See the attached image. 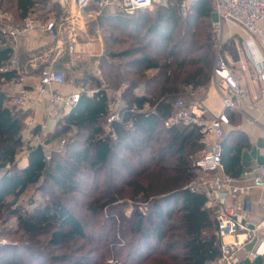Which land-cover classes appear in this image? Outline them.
Returning <instances> with one entry per match:
<instances>
[{
  "label": "trees",
  "instance_id": "obj_1",
  "mask_svg": "<svg viewBox=\"0 0 264 264\" xmlns=\"http://www.w3.org/2000/svg\"><path fill=\"white\" fill-rule=\"evenodd\" d=\"M2 1L4 11L17 24L33 14L45 22L63 13L52 0H4L7 6ZM184 1L167 0L151 13L139 11L133 15L114 7L86 8L102 12L88 24L89 36L100 29L106 42L119 50L106 51L97 62L102 78L92 74L94 60L71 68L72 84L83 88L87 82L86 90L91 94L83 89L74 106L48 133L49 140H59L71 130L87 134L83 145L62 152L66 155L60 156L61 161L54 162L52 157L46 160L43 148L36 146L27 148V165L16 166L19 151L25 147L22 131L29 114L12 109L10 99L0 91V169L5 170L0 175V212L9 209L24 235L48 239L43 247L48 260L38 261L41 251L27 245L29 264H103L102 260L111 255L109 247L117 243L112 238L116 235L135 242L133 255L128 258L131 264H211L218 259L215 220L205 208L204 196L187 188L200 174L193 164L204 150V135L196 126L164 127L174 113L176 97L186 88L205 90L212 83L213 1L197 0L183 17ZM228 54H233L234 63L238 61L235 53ZM13 57L12 46L0 26V69ZM70 61L65 50L56 66L64 69ZM21 75L17 70L0 72V85ZM103 77L108 86L101 83ZM106 88L120 92L124 101L121 122H112L107 130ZM225 112L230 130L224 141L222 172L239 178L251 169L242 164L243 153L250 145L244 135L232 130L239 120L237 113ZM103 174L106 178L102 185L93 181ZM82 177H88L90 183L85 184L88 188L83 194L79 190ZM46 187L51 188L50 196ZM32 190L41 199L29 200L26 208L18 206ZM73 194L84 197L82 202L74 198L76 213L68 207ZM125 200L135 204L129 216L122 210ZM139 202L145 204L144 208ZM100 213L105 217L102 226H113L108 233L93 231L99 223L89 230L93 220L101 218ZM79 242L99 246L101 252L97 258L86 256L82 245L75 248L74 258L55 254ZM121 252L114 248L116 255Z\"/></svg>",
  "mask_w": 264,
  "mask_h": 264
},
{
  "label": "built area",
  "instance_id": "obj_2",
  "mask_svg": "<svg viewBox=\"0 0 264 264\" xmlns=\"http://www.w3.org/2000/svg\"><path fill=\"white\" fill-rule=\"evenodd\" d=\"M67 2V0H65ZM197 0H185L181 4V12L186 16L191 6ZM214 5L213 21V49L212 83L219 93L224 111L211 119L204 118L205 110L197 98V92L191 87L184 92L189 93V103L182 99L174 102V113L164 122V127L196 126L204 135V150L194 162L193 167L202 175L203 179L192 181L187 188L191 192L200 193L206 200L205 208L216 223V234L219 239V257L211 264H239V254L246 246L253 244L252 249L246 251V258L254 261L264 257V218L258 223L252 221V202L247 199L253 191L264 195V164L251 168L242 173L239 178L224 175L221 166L226 130L230 129V121L225 111H238V103L247 97V89L242 80L235 75L228 62L221 54L219 36L224 24L230 23L241 28L246 38L241 46L246 59L251 63L258 85L259 98L264 102V0H212ZM63 4L64 0H62ZM154 0H71V5L82 11L92 5L99 8L114 7L127 15L139 11H149ZM3 33L10 42L30 30L56 37L58 27L53 21H38L27 18L21 25H14L7 13H0ZM72 50V48L70 49ZM16 60L12 58L0 72H12ZM18 86L11 108L26 111L29 114L37 110V104L44 101L48 114L52 111L70 110L76 103L82 89L71 90L61 94L54 90L55 86H65L66 75L53 68L41 70L38 82L31 89L25 86V77L11 81ZM116 105L121 110V93L116 94ZM25 112V113H26ZM239 112V111H238ZM108 124L121 122L116 115L107 119ZM24 126L28 130L39 128L29 115ZM55 128L56 122L53 125ZM41 131H47L41 126ZM49 132V131H47ZM46 160L50 157L46 155ZM4 242L0 240V246ZM112 263V262H110Z\"/></svg>",
  "mask_w": 264,
  "mask_h": 264
},
{
  "label": "rangeland",
  "instance_id": "obj_3",
  "mask_svg": "<svg viewBox=\"0 0 264 264\" xmlns=\"http://www.w3.org/2000/svg\"><path fill=\"white\" fill-rule=\"evenodd\" d=\"M3 3H6V6L8 5V2H4V0L2 1ZM71 2V1H70ZM167 2V0H154V3L152 5V8L148 11V12H153L156 6L159 5H165ZM2 4V3H1ZM0 4V13H7L6 11H4L3 8V4ZM66 7L65 8H61L62 10V14L61 15H56V17H59L58 19L53 18L54 21L58 20V22L60 21V23H64V26H66L65 24V19L70 15V7H71V3H68V1L66 2ZM11 20L13 21V17L7 13ZM60 14V13H59ZM65 14V15H64ZM102 12H95L93 10H89L86 9L84 10V12H81L80 14L78 13V11H75V17H81L82 19H90V20H94L97 18V16L101 15ZM104 14V12H103ZM81 15V16H79ZM183 16V15H182ZM185 17V16H183ZM213 21V18H212ZM90 22V21H89ZM212 24V22H211ZM0 26L1 29H3V25L0 22ZM263 28H264V23L262 24ZM88 29V28H87ZM212 29V27H211ZM211 32L214 34L213 29L211 30ZM63 34V33H62ZM99 34V35H98ZM106 35L101 33L100 29H97V33H95L92 36V40H94L95 42H98V45L95 49V54L94 56H88L85 61V63L88 60H94V64H91V66L93 65L92 68V74H95L97 77L102 78L101 74L99 72V70L97 69V62L100 61L102 57V55L107 54L108 51L112 50V51H117L119 49H117V46H114V44H109L106 42ZM246 38V34L245 32L239 28L238 26L232 25L230 23L224 24L220 36H219V44L221 46V54L224 56V59L228 62L230 67H233L235 70H240L245 76L246 74L252 75V71H253V67L251 65V63L246 59L245 54L243 52L241 43L242 41ZM49 48H52V45L48 46ZM226 48H229L232 53H235L238 56V61L236 63H234L232 61V55L233 54H228V50ZM107 51V52H106ZM73 57L71 58L72 61ZM66 65L64 69H58V68H53L59 71H62L65 75L66 78L68 80V82H71V84L73 83V79L74 76L71 73V68L74 67V65L71 63ZM101 83L104 86H108V84L105 81V77H103V79H101ZM74 85V84H72ZM82 85V84H81ZM212 85V84H211ZM210 85V86H211ZM88 86V83L85 82L83 84V88L86 92H88V94H91V91L86 90ZM209 86V87H210ZM81 88V87H78ZM108 97H109V116L108 119L112 116H116L120 114V105L117 106L115 100H117L116 94L118 92H114L108 88L105 89ZM141 90H137L136 93H139ZM197 92V98L203 100V97L207 91V89H197L195 90ZM7 96V95H6ZM189 93L184 92L176 97V101L178 99H182L184 101H186L187 103H189L190 97ZM199 99V100H200ZM11 100V99H10ZM175 102V101H174ZM10 104V102H9ZM121 106H123L124 101H122L121 99ZM46 109V108H45ZM122 109V108H121ZM62 111V110H61ZM64 111L63 113L68 112ZM57 113L59 111H56ZM42 116L40 115H35L32 114L31 118L34 120V122L36 124H38L39 129H38V133L36 135H34V131L33 130H27L24 126V130L22 131V141L25 144V147H22L21 150L19 151V154L17 156V162H16V166L18 168H22V165H24V163L27 160V148L28 147H36V146H40L43 148L44 152L46 155H48L50 158L52 157V159L54 160V162L56 161H61V157L60 156H64L66 154H62V152H64V150H68V153L71 152V150H76L78 148V146L83 145L87 131H82L79 132L76 130H71V132L68 135H65L64 137H62L59 140H52L50 141V137L48 135L50 128L54 127V123L56 121V124L58 122V120H60L61 116L58 114V116L53 120H49L48 122H44L43 118H41ZM53 121V122H52ZM108 121L106 122L105 128L107 130L108 128ZM41 126H44L45 129H47V131H41ZM67 153V154H68ZM63 158V157H62ZM50 162V161H48ZM6 170H9V168L7 167ZM5 170H1L0 169V175L4 172ZM197 179H203L205 178V175L199 174L197 175ZM95 178V177H94ZM93 178V181L98 180V182L102 185L103 184V180H105L106 175H100L99 177ZM89 183V178L88 177H82V179L80 180V192H86V188L85 184ZM47 188V194L49 193L48 196H50L52 194V192L50 191V187H46ZM111 192V190H110ZM82 194L78 195H74L71 197V202L68 203V207L71 206V210L74 212L75 206H74V198L75 201H79L82 202L84 200V197L82 196ZM41 198L32 190L30 191V193L26 196V197H22L18 203V206L22 207V208H26L29 204V200H36V202H38ZM45 199V198H43ZM70 204V205H69ZM123 207L122 210L124 212V214L126 216H129L131 211L134 210V206L135 204L132 203L131 201H127L125 200L123 203ZM139 206H141V208H144L143 206L145 204H143L142 202L138 203ZM9 209H6L5 211L2 210V212H0V240H2L4 243L0 246L2 249H0V264H29V260L27 258V253H26V248L27 245H34L37 246V249H39L41 251V257L40 259H38V261H42V260H48L49 259V254L47 253V251L43 250L45 247V244L47 243L48 239L47 237L44 236H38V237H29L24 235L20 229L17 227L15 220L10 216L9 214ZM76 213V211H75ZM104 213H100V217L99 219H94L93 220V224H91V226L89 227V230L92 231V226L99 223V225H97V227L93 230L95 233L98 232H102V233H108L109 230H111L113 228V226H107V227H103L102 224L104 222ZM120 223V222H119ZM116 238L113 240L117 241L115 247H112L113 245H111L109 247L112 248L111 250V255L108 257H106L103 261V264H131V262L129 261V255H133L134 252V245L135 242L131 241L129 238L126 240H122L121 237L119 236H115ZM84 243H77L75 245V247L73 248L72 246L69 247L68 249H63L61 251L55 252V254H63L67 259L70 258H74V250L75 248H79L80 246H82ZM85 248L83 249L84 253L86 254V256L92 257V258H97V255L99 254V252H101V249L99 248V246H90V245H83ZM41 247V248H39ZM114 248L120 249L121 255H116V253L114 252ZM96 249H100L99 251H96ZM95 250V251H93ZM45 251V252H44ZM116 251V250H115ZM128 254V255H127ZM112 262V263H110ZM33 264H35V261H33ZM53 264V263H52ZM62 264H73V262H69V263H62Z\"/></svg>",
  "mask_w": 264,
  "mask_h": 264
},
{
  "label": "crops",
  "instance_id": "obj_4",
  "mask_svg": "<svg viewBox=\"0 0 264 264\" xmlns=\"http://www.w3.org/2000/svg\"><path fill=\"white\" fill-rule=\"evenodd\" d=\"M57 3L62 9L68 4H63L62 0H52ZM71 3V0H67ZM64 2H66L64 0ZM85 10V9H84ZM82 11L76 10L75 7L71 5L70 15L65 19V24L60 23V21H54L49 19L48 21H53L58 27V34L53 37L49 34L39 32L37 29L30 30L22 36L18 37L15 41L10 40V45L13 49L14 59L16 60L15 69L21 75L20 77H25V86L31 89L38 82V77L40 71L45 68H57L56 62L59 60L63 51L67 50L70 58L73 57L71 63L76 66L77 63L85 62L88 56H94L95 49L98 42L92 40L89 36L88 24L95 22L90 19H82L81 17H75V11L80 14ZM81 16V15H79ZM28 18H35L40 21L38 17L33 14ZM90 21V22H89ZM14 25L17 24L12 21ZM63 33V34H62ZM99 35V34H98ZM52 45V48L48 46ZM72 48V50H70ZM25 55V56H24ZM24 56V58H21ZM26 61V62H24ZM235 75L239 77L244 83L247 89V97L239 102L238 111L235 112L239 116L237 125L232 126V130L237 133L244 135L250 145V149L245 151L242 156V164L247 168H255L259 165L264 164V102L259 98L258 85L255 82V73L252 71V75L243 74L240 70H235L231 67ZM208 87L203 100L200 99L203 109L205 110L204 118L211 119L216 117L224 111L221 97L214 87V83ZM82 89L71 82H68L65 86H55L54 90L61 94L70 93L71 90ZM18 86L12 82L2 83L0 85V91L7 95L10 100V107L12 99L15 97ZM83 93V89L82 92ZM80 93V94H81ZM79 94V95H80ZM46 105L44 101L37 104V110L34 113L42 116L44 122L49 120H54L58 114L62 116V112L58 113L54 110L48 114L45 109ZM28 115V116H29ZM53 122V121H52ZM56 122V121H55ZM54 128H50L49 133L53 132ZM230 129L226 130L228 133ZM27 165V160L22 165V168ZM252 202V221L258 223L264 218V195L259 191H253L249 194L248 198ZM253 244L246 246L244 251L239 254V264H264V257L257 260L251 261L246 258V251L252 249Z\"/></svg>",
  "mask_w": 264,
  "mask_h": 264
}]
</instances>
